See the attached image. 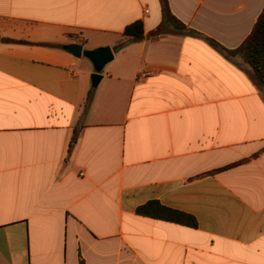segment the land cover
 Returning <instances> with one entry per match:
<instances>
[{
	"label": "crops",
	"instance_id": "obj_1",
	"mask_svg": "<svg viewBox=\"0 0 264 264\" xmlns=\"http://www.w3.org/2000/svg\"><path fill=\"white\" fill-rule=\"evenodd\" d=\"M169 3L228 49L264 9ZM162 18L159 0H0V264H264V88L204 38L114 51ZM69 44L113 49L97 87ZM150 202L196 227L140 215Z\"/></svg>",
	"mask_w": 264,
	"mask_h": 264
},
{
	"label": "trees",
	"instance_id": "obj_2",
	"mask_svg": "<svg viewBox=\"0 0 264 264\" xmlns=\"http://www.w3.org/2000/svg\"><path fill=\"white\" fill-rule=\"evenodd\" d=\"M162 7V22L154 30L145 35V25L142 21H137L129 25L124 32V37L114 47L115 52L123 50L130 43L140 42L145 39L151 42H157L161 38L169 35H183L197 38H204L220 53L229 59L242 57L248 64L251 72L258 82L264 88V9L260 14L251 34L246 41L237 49H228L213 38L207 37L201 32L189 27L179 20L172 12L169 0H159ZM20 43L29 44L21 41ZM50 47H55L50 45ZM93 99V92L89 94L86 108L88 109ZM80 127H76L70 144L69 153H72L75 145L80 138ZM230 168V167H228ZM224 168L222 170L228 169ZM218 170L216 172L222 171ZM138 213L143 216L152 217L164 221L174 222L190 227H196V220L185 213L166 208L158 202H150L138 209Z\"/></svg>",
	"mask_w": 264,
	"mask_h": 264
},
{
	"label": "water",
	"instance_id": "obj_3",
	"mask_svg": "<svg viewBox=\"0 0 264 264\" xmlns=\"http://www.w3.org/2000/svg\"><path fill=\"white\" fill-rule=\"evenodd\" d=\"M64 49L76 58L84 56L93 63L95 68V73L92 76L94 87H97L100 83L102 79L101 73L104 68L115 59L114 51L110 46L84 50V47L80 44H69L64 46Z\"/></svg>",
	"mask_w": 264,
	"mask_h": 264
},
{
	"label": "rangeland",
	"instance_id": "obj_4",
	"mask_svg": "<svg viewBox=\"0 0 264 264\" xmlns=\"http://www.w3.org/2000/svg\"><path fill=\"white\" fill-rule=\"evenodd\" d=\"M110 64H111V63H110ZM106 67H107V66H106ZM106 67H105V68H106ZM105 68H104V70H103V71H105Z\"/></svg>",
	"mask_w": 264,
	"mask_h": 264
},
{
	"label": "built area",
	"instance_id": "obj_5",
	"mask_svg": "<svg viewBox=\"0 0 264 264\" xmlns=\"http://www.w3.org/2000/svg\"><path fill=\"white\" fill-rule=\"evenodd\" d=\"M146 76V75H145Z\"/></svg>",
	"mask_w": 264,
	"mask_h": 264
}]
</instances>
